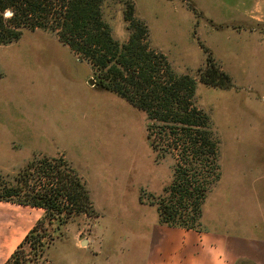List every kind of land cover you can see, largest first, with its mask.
Wrapping results in <instances>:
<instances>
[{"label": "rangeland", "instance_id": "obj_1", "mask_svg": "<svg viewBox=\"0 0 264 264\" xmlns=\"http://www.w3.org/2000/svg\"><path fill=\"white\" fill-rule=\"evenodd\" d=\"M129 1L175 73L195 76L210 56L231 77L230 87L199 81L195 89L221 170L202 224L264 237V0H105L104 19L120 42L132 32ZM90 65L51 29H27L0 45V172L15 175L35 156L64 155L86 180L96 211L44 223L39 231L52 239L42 247L24 239L45 209L0 201V262L9 255L2 264H142L144 230L160 223L156 202L171 183L174 158L157 156L146 112L99 85Z\"/></svg>", "mask_w": 264, "mask_h": 264}, {"label": "trees", "instance_id": "obj_2", "mask_svg": "<svg viewBox=\"0 0 264 264\" xmlns=\"http://www.w3.org/2000/svg\"><path fill=\"white\" fill-rule=\"evenodd\" d=\"M105 0H0V44L18 40L27 29H51L81 59L98 84L116 92L147 114V139L158 157L174 158L171 183L157 203L161 224L202 225L208 191L221 177L219 149L209 115L195 102L200 81L230 87L231 77L207 57L194 75L175 73L167 55L150 46L148 25L126 3L124 18L132 30L127 41L112 35L104 19ZM10 11V14H6ZM163 70V73L160 71ZM0 201L42 207L45 212L25 241L52 239L44 223L58 226L78 213L94 214L86 180L64 155H39L15 175L0 172ZM21 242L8 261L16 259Z\"/></svg>", "mask_w": 264, "mask_h": 264}, {"label": "crops", "instance_id": "obj_3", "mask_svg": "<svg viewBox=\"0 0 264 264\" xmlns=\"http://www.w3.org/2000/svg\"><path fill=\"white\" fill-rule=\"evenodd\" d=\"M144 231L148 242L142 264H264V237L228 233L203 224L184 228L156 221L151 230Z\"/></svg>", "mask_w": 264, "mask_h": 264}, {"label": "water", "instance_id": "obj_4", "mask_svg": "<svg viewBox=\"0 0 264 264\" xmlns=\"http://www.w3.org/2000/svg\"><path fill=\"white\" fill-rule=\"evenodd\" d=\"M9 13H11V12H10V11H7V12H6V14H9ZM90 81H91V83H94V82H95L94 79H91ZM81 244H82V245H87V244H88V239H87V238H84V239L81 241Z\"/></svg>", "mask_w": 264, "mask_h": 264}, {"label": "snow or ice", "instance_id": "obj_5", "mask_svg": "<svg viewBox=\"0 0 264 264\" xmlns=\"http://www.w3.org/2000/svg\"><path fill=\"white\" fill-rule=\"evenodd\" d=\"M10 14V13H9Z\"/></svg>", "mask_w": 264, "mask_h": 264}]
</instances>
